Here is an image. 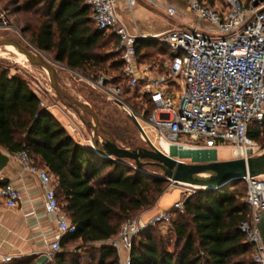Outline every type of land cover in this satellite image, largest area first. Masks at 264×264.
<instances>
[{"label": "trees", "instance_id": "1", "mask_svg": "<svg viewBox=\"0 0 264 264\" xmlns=\"http://www.w3.org/2000/svg\"><path fill=\"white\" fill-rule=\"evenodd\" d=\"M217 1L205 0L209 5ZM0 11L4 17L20 13L22 35L58 64L89 80L108 70L114 72V81L119 79V52L102 50L109 41L114 47L116 38L96 29L83 0H0ZM166 52V46L154 40L135 41L137 62ZM39 102L22 77L0 66V147L8 153L25 152L32 165L45 168L59 209L74 226L73 232L58 238L59 252L44 264H117L114 249L103 242L124 220L153 206L167 180L159 172L151 174L147 168L155 167L145 160L137 167L129 160L100 157L78 144ZM98 124L116 147L130 150L125 126ZM246 136L264 148V121L252 122ZM242 193V180L215 190H194L179 209L170 211L165 226L149 225L132 236L128 264H255L237 229L248 213ZM161 229L171 234L170 251ZM73 243L75 249L67 251L65 246ZM78 248L83 251L77 253ZM34 258L0 264H31Z\"/></svg>", "mask_w": 264, "mask_h": 264}, {"label": "built area", "instance_id": "2", "mask_svg": "<svg viewBox=\"0 0 264 264\" xmlns=\"http://www.w3.org/2000/svg\"><path fill=\"white\" fill-rule=\"evenodd\" d=\"M117 0H83L91 11L96 29L116 38L114 50L119 52V79L97 75L93 80L59 65L63 72L77 76L106 101L120 108L139 125L145 138L164 154L215 150L226 146L231 157L253 156L256 145L246 136L248 126L264 121V0H219L209 5L205 0H185L193 22L188 27H171L151 36L166 46L160 67L158 63L136 61L135 41L147 39L135 32L127 33L114 12ZM134 0H124L129 10ZM165 14L172 17L174 9ZM204 22L212 31L199 27ZM4 17L0 12V26ZM127 100L134 104L129 105ZM39 106L43 104L39 102ZM165 118H158V115ZM62 128L73 139L79 131L65 122ZM138 134V133H137ZM143 142V138L138 134ZM90 138L86 141L90 144ZM167 148L165 150L162 146ZM91 145V144H90ZM20 165L35 175L42 191L46 213L53 216L58 234L71 233L74 226L65 219L54 196L52 177L43 167L32 165L25 152L14 153ZM243 202L248 208L238 231L250 247V258L264 264L256 223L264 213V177L245 176ZM190 194H181L171 210L179 209ZM0 199L12 208L19 199L9 182L0 186ZM158 211L145 221L137 217L124 220L117 233L104 241L113 248L117 264H128V250L133 235L149 225L168 223L170 211ZM120 250L126 255L120 256ZM59 252L58 239L50 241L43 255L49 260ZM10 258L0 256V262Z\"/></svg>", "mask_w": 264, "mask_h": 264}, {"label": "crops", "instance_id": "3", "mask_svg": "<svg viewBox=\"0 0 264 264\" xmlns=\"http://www.w3.org/2000/svg\"><path fill=\"white\" fill-rule=\"evenodd\" d=\"M168 7L174 9L172 17L165 14V9ZM114 12L127 33L135 34L138 32L145 38H151V36L171 27H188L193 22V17L186 10L185 3L174 0H134L129 10L125 7L124 0H117ZM144 14L152 16V19L147 18L145 23L138 22L140 17H146ZM8 53L18 60L23 57L18 52ZM28 86L43 104L42 97L49 91L40 88L37 84L33 86L28 84ZM46 110L63 126V117L57 109L46 107ZM52 110L55 111V114L51 112ZM204 151L210 155L214 154L213 150ZM0 153L7 157V161L0 168V181L9 182L19 193V199L12 208L5 207L0 199V256H7L10 258L9 260L28 256L37 257L43 254L50 241L58 239L62 234L56 232L53 216L44 210L42 191L35 175L20 165L14 157V153H8L1 147ZM161 201L162 194L153 206L138 212L135 217L145 221L158 211L171 210L174 201L168 206H162ZM119 254L121 257L126 255L122 250Z\"/></svg>", "mask_w": 264, "mask_h": 264}, {"label": "rangeland", "instance_id": "4", "mask_svg": "<svg viewBox=\"0 0 264 264\" xmlns=\"http://www.w3.org/2000/svg\"><path fill=\"white\" fill-rule=\"evenodd\" d=\"M180 3H184V0H174ZM246 3V0H242ZM1 12V11H0ZM146 17H140L138 22L145 23L147 18H151L152 16L144 14ZM4 17V16H3ZM19 17L20 13L4 17V24L0 26V38H8L11 40L16 41L22 46H28L31 48L32 51L36 53V55L40 58L47 60L55 69L56 72V81L59 85L60 89L69 94L71 97L77 99L78 101L82 102L86 106H88L92 111L96 114L97 121L99 122H106L107 125L110 126H118L123 128L124 126L128 130V138L126 139L125 143L128 144L130 147L129 149H136L138 147H145L144 143L138 137V134L134 127L129 122L127 115L123 110L117 108L116 106L112 105L110 102L106 101L99 93L95 90L90 88L87 84L83 81H78L77 76L69 75L62 70H60L59 65L57 62L53 61L49 54L41 51H37L36 49L31 46L26 37L22 35L19 29ZM199 27L204 30L212 31V27L203 22L199 23ZM105 51H115L114 47L111 46V41H109L106 46L102 49ZM164 58L163 55H152L150 58L141 61L142 64L144 63H158L162 61ZM21 60V61H20ZM18 60L15 56L8 53L7 50H4L0 47V66L7 69L8 74H16L22 77L29 85L33 86L37 84L40 88H45L49 91V93H45L46 95L42 97L43 105L46 107H50L51 109H57L58 113L62 115L63 121L62 122H69L72 124L76 130L79 131V136L74 137L73 140L83 145L91 150L90 144L86 141H82V139L86 140L90 137L91 131L86 126V123H90L93 125L91 119L86 114L77 111V113L70 107L63 104L57 97H55L48 86V79L46 77V73L44 70L29 65L25 58L22 57ZM114 74L112 71H105L102 73L103 76H111ZM41 84V85H40ZM130 105L134 104L131 100H128ZM55 114V111H51ZM165 115H158V118H165ZM99 138L104 139V136L97 133ZM256 151L254 155L261 154L264 152V148L255 142ZM167 150V149H165ZM230 151L229 149L224 146L220 145L214 150V154L210 155L206 151H194V152H177L172 151L170 156L174 159L180 160L184 163H191V162H205L207 160H225L229 158H234L229 156ZM253 155V156H254ZM128 165H131L129 163ZM148 171H151V174H158V170L156 168H147ZM264 177V174L261 175ZM236 187L239 189H243L240 183L236 184ZM194 190L189 186L180 185V184H173L171 182H166L163 184V192H162V206L171 205L174 201H178L180 199V195L183 194H191ZM243 195H241V200L243 201ZM161 234L165 238V248L167 251L171 250L172 246V237L171 234H167L161 229ZM76 243L68 244L65 246L67 251H72L75 249ZM77 253H81L83 248H78Z\"/></svg>", "mask_w": 264, "mask_h": 264}, {"label": "water", "instance_id": "5", "mask_svg": "<svg viewBox=\"0 0 264 264\" xmlns=\"http://www.w3.org/2000/svg\"><path fill=\"white\" fill-rule=\"evenodd\" d=\"M149 39V38H147ZM12 45L18 53L22 54L29 65L38 67L46 73L48 86L53 95L64 105L72 107L77 113L80 111L91 119L93 125L86 123L91 131L90 147L91 150L103 158H115L120 160H129L135 166L141 167L142 161L153 165L160 173V178L167 180L173 184L186 185L193 189L215 190L232 182L242 180L243 177L259 176L264 174V152L254 156L245 158L235 157L225 160H207L205 162L184 163L174 159L170 154H164L157 150L144 136L139 125L132 117H127L136 132L143 138L145 147L136 149H123L115 146L111 135L103 130L97 121L93 111L71 97L69 94L60 89L56 81V72L53 66L45 59L33 57L27 51V46H22L14 40L8 38H0V47L4 45ZM97 133L104 136L107 149L105 150L98 141ZM7 161V157L0 153V168ZM256 228L259 233L260 241L264 249V213H258V221ZM47 258L40 254L31 262V264H44Z\"/></svg>", "mask_w": 264, "mask_h": 264}, {"label": "bare ground", "instance_id": "6", "mask_svg": "<svg viewBox=\"0 0 264 264\" xmlns=\"http://www.w3.org/2000/svg\"><path fill=\"white\" fill-rule=\"evenodd\" d=\"M8 45H9V44L4 45L3 48H4L5 50H7L8 52H17V50H16L12 45H10V46H12L14 49L11 48V47H9ZM27 51L29 52V54H31V56H33V57H35V58L37 57L36 53H35L34 51H32L31 48L28 47V46H27ZM98 141H99V143L101 144V146L106 150L107 147H106V142H105V140H104V139H101V138H98ZM162 146H163L164 149H167L166 146H165L164 144H162Z\"/></svg>", "mask_w": 264, "mask_h": 264}]
</instances>
